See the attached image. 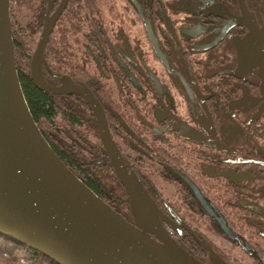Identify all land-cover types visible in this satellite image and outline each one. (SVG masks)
<instances>
[{"label": "flooded vegetation", "instance_id": "flooded-vegetation-1", "mask_svg": "<svg viewBox=\"0 0 264 264\" xmlns=\"http://www.w3.org/2000/svg\"><path fill=\"white\" fill-rule=\"evenodd\" d=\"M61 3L43 74L95 98L74 130L96 194L207 264H264V0H9L10 25L37 42Z\"/></svg>", "mask_w": 264, "mask_h": 264}, {"label": "water", "instance_id": "water-1", "mask_svg": "<svg viewBox=\"0 0 264 264\" xmlns=\"http://www.w3.org/2000/svg\"><path fill=\"white\" fill-rule=\"evenodd\" d=\"M62 7L63 3L44 19L30 58V75L42 90L86 95L95 103L83 82H73L64 75L59 76L60 84L53 85L44 78L43 49ZM131 204L139 210L147 207L132 192ZM138 214V226L146 227L140 221L150 219L139 218L142 211ZM221 228L233 235L222 223ZM0 230L60 264H207L167 231L151 229L152 235L133 225L53 151L33 120L21 89L9 0H0ZM213 260L214 264H229Z\"/></svg>", "mask_w": 264, "mask_h": 264}, {"label": "trees", "instance_id": "trees-1", "mask_svg": "<svg viewBox=\"0 0 264 264\" xmlns=\"http://www.w3.org/2000/svg\"><path fill=\"white\" fill-rule=\"evenodd\" d=\"M15 66L21 89L29 111L41 134L59 158L89 188L103 198L100 185L93 177L85 174L82 160L83 140L75 134L74 128L83 121L85 99L81 95L57 94L40 89L33 81L29 62L36 39L30 32H18L17 25L11 26ZM53 45L48 41L42 55V72L51 66L54 59ZM46 55V56H45ZM44 75V74H43ZM45 78V77H44ZM104 199V198H103ZM0 262L3 264H60L42 250L13 238L0 230Z\"/></svg>", "mask_w": 264, "mask_h": 264}, {"label": "rangeland", "instance_id": "rangeland-1", "mask_svg": "<svg viewBox=\"0 0 264 264\" xmlns=\"http://www.w3.org/2000/svg\"><path fill=\"white\" fill-rule=\"evenodd\" d=\"M14 16L16 18H18L19 20H21L22 22H32L33 21V18L31 16V13L29 11V9H27L26 5H22L18 11L14 14ZM35 46H33V49H34ZM237 253H241L240 251H236ZM214 258L216 260H224L223 258H220V257H215ZM0 264H3L2 262H0Z\"/></svg>", "mask_w": 264, "mask_h": 264}]
</instances>
